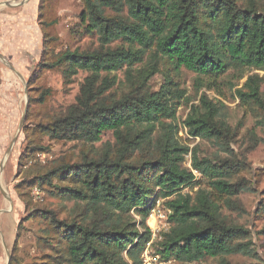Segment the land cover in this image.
<instances>
[{"label":"trees","instance_id":"1","mask_svg":"<svg viewBox=\"0 0 264 264\" xmlns=\"http://www.w3.org/2000/svg\"><path fill=\"white\" fill-rule=\"evenodd\" d=\"M46 1L40 4L42 17ZM84 3L82 18L88 31L98 35L100 47L90 51L67 49L54 55L52 61L43 57L38 62L42 69L61 68L67 82L81 71L87 73L76 101L40 127L52 138L93 145L92 157L86 154L81 161H64L33 173L30 181L16 184L18 195L26 202L30 194L26 187L60 188L64 196L79 203L80 212L73 220L55 219V214L51 219L65 240L62 258L71 264H142L141 254L151 239L147 219L159 198L167 199L172 224L159 242L163 257L181 264L209 257L232 264L227 256L251 255L252 232L232 214L246 213L239 196L251 189L252 183L239 177L245 162L234 156L232 144L237 131L222 118L221 105L202 96L184 121L193 137L211 140L227 153L215 160L200 158L196 149L183 145L178 138L173 122L176 109L169 97L171 80L161 90L151 92L147 85L157 66L147 73L144 70L140 81L132 66L150 51L171 62L176 71L185 67L211 78L225 75L232 67L264 70V3ZM107 9L116 15H109ZM117 41L127 46H112ZM124 68L125 81L119 82L112 73ZM50 91H42L37 101L45 103ZM237 96L245 102L263 104L257 78H248ZM106 131L112 132L114 142L106 141L95 148ZM45 150L35 145L24 152L20 170ZM188 154L192 167L209 187L199 188L195 194L182 191L196 183L195 173L184 165ZM56 179H65L69 185L60 187ZM152 195L155 201L150 204ZM132 212L140 216V222L131 219ZM11 261L9 264L14 258Z\"/></svg>","mask_w":264,"mask_h":264},{"label":"rangeland","instance_id":"2","mask_svg":"<svg viewBox=\"0 0 264 264\" xmlns=\"http://www.w3.org/2000/svg\"><path fill=\"white\" fill-rule=\"evenodd\" d=\"M41 1L0 0V16H3L0 17V166L5 160L2 171L0 167V183L6 194L11 196L10 200L0 187V264H7L8 251L12 261L14 258L12 264H71L62 258L65 255V240L51 219L55 214V219L73 220L80 212L79 203L64 196L60 188L54 190L34 186L26 187L25 191L30 193L26 206L15 186L24 180L30 181L33 173L54 164L81 161L86 154L92 157L94 150L93 145L81 141L52 138L40 127L76 101L87 73L81 71L67 82L61 68L42 69L37 66L38 62L43 57L52 61L54 55L67 49L90 51L100 47L98 35L88 31L82 18L84 0H47L43 17L39 15ZM237 1L240 5L246 3V0ZM107 13L116 15L117 12L107 9ZM44 21L50 25L43 24ZM46 39L49 41L46 42ZM122 44L127 46L121 41L112 46ZM153 66H157V72L147 87L151 92L159 91L171 80L170 103L176 109L173 122L183 145L196 149L200 158L215 160L219 156H227L213 141L193 137L184 124L193 106L200 104L202 96L219 103L222 118L237 131L232 144L233 153L245 162L239 177L249 180L252 188L239 196L246 213L232 215L251 230L254 252L251 255L227 256V259L232 264H264V234L261 233L264 228V70L232 67L225 75L211 78L185 67L176 71L171 62L154 56L150 51L132 67L140 81L142 72L145 70L144 73H147ZM125 69L114 71L112 75L117 76L119 82L125 81ZM250 77L258 79L263 98L261 105L242 101L237 96V90L244 88ZM46 89L51 90L47 101L39 103L37 98ZM26 106V117L19 132ZM16 135L18 138L7 155ZM106 141L114 142L111 131L103 134L102 141L96 143L95 148L99 149ZM35 145L45 147V152L36 153L21 171V156ZM184 165L196 175V183L184 187V193L195 194L199 188H209L207 180L192 167L191 154L186 156ZM55 182L60 187L69 185L65 179H56ZM155 195L150 197V204L155 201ZM166 201V198L157 199L147 219L151 230V254L159 253V242L172 225ZM131 214L133 221L140 220L139 215ZM148 243L141 254L142 261ZM166 260L170 261L169 264H181L172 259ZM192 264L221 262L209 257Z\"/></svg>","mask_w":264,"mask_h":264},{"label":"built area","instance_id":"3","mask_svg":"<svg viewBox=\"0 0 264 264\" xmlns=\"http://www.w3.org/2000/svg\"><path fill=\"white\" fill-rule=\"evenodd\" d=\"M168 211L171 213L170 209H168ZM168 211H167V213H169ZM164 213H166V212H164ZM160 214H161V212H160ZM162 216L165 217L164 214H162ZM150 246H151V243L149 242L148 248L145 251V253L143 254V263L142 264H169L170 261L166 260V258H164L161 254H159V253L151 254L150 253Z\"/></svg>","mask_w":264,"mask_h":264},{"label":"water","instance_id":"4","mask_svg":"<svg viewBox=\"0 0 264 264\" xmlns=\"http://www.w3.org/2000/svg\"><path fill=\"white\" fill-rule=\"evenodd\" d=\"M0 55H1V54H0ZM14 70L18 73V71H17L16 69H14ZM18 74H19V76H21V78H23V76H22L20 73H18ZM26 112H27V106H26V108H25L24 114H23V116H22V120H21V122H20L19 132H20V129H21V127H22V125H23V122H24V120H25ZM17 138H18V135L15 136V138L13 139L11 145L9 146V148H8V150H7V155L11 152V150H12V148H13V145H14V143L16 142ZM4 162H5V160H3V162L1 163V166H0V167H1V171H2V169H3V167H4ZM0 187H1L2 192L5 194V196L11 200V196H9L8 194H6V191H5V190L3 189V187L1 186V183H0ZM10 258H11V253L8 251V261H7V264H9V262H10Z\"/></svg>","mask_w":264,"mask_h":264},{"label":"crops","instance_id":"5","mask_svg":"<svg viewBox=\"0 0 264 264\" xmlns=\"http://www.w3.org/2000/svg\"><path fill=\"white\" fill-rule=\"evenodd\" d=\"M1 18H3V16H0Z\"/></svg>","mask_w":264,"mask_h":264}]
</instances>
